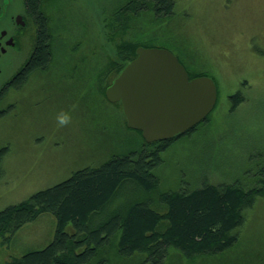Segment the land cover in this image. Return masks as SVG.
I'll list each match as a JSON object with an SVG mask.
<instances>
[{
  "label": "rangeland",
  "instance_id": "obj_1",
  "mask_svg": "<svg viewBox=\"0 0 264 264\" xmlns=\"http://www.w3.org/2000/svg\"><path fill=\"white\" fill-rule=\"evenodd\" d=\"M64 2L71 9L50 21L59 51L55 50L57 75L48 79L49 87L55 86L54 91L42 102L36 97L33 103L23 105V119L28 117L30 130L41 131L43 127L45 135L49 131L53 147L35 172L23 181L20 191L1 204L25 199L81 167L98 166L113 155L138 150L141 141L124 126L120 105L110 101L103 91L108 78L105 82L101 77L97 82L91 78L87 82L74 80L64 69L82 51L96 60L101 52L110 50L101 30L105 16L117 23L118 29L137 32L136 38L143 40L142 44L155 36L164 37L169 43L177 40L176 44L181 43V48L191 54L192 69L203 71L216 84V103L207 119L160 152L162 161L153 168L159 191L246 178L248 169L264 156V0H174V14L170 17H155L150 10L142 9L127 21L119 19L118 14L110 16V8L119 4L116 0H55L52 9L47 7L43 13L48 17L59 15L57 10H64ZM55 21L61 25L57 27ZM61 36L70 38L63 39L60 46ZM82 41L84 47L79 51ZM95 42L102 49L95 47ZM72 48L76 51L72 52ZM96 66L95 61L88 62L87 73ZM98 66L102 67L103 62ZM237 90L244 100L231 109L228 95ZM61 110L72 117L66 127H58L56 122ZM3 132L0 126V135ZM24 150L29 151L30 146ZM125 189L126 193H134L129 196H135V187L127 185ZM126 193L123 198H130ZM138 196L139 200L149 198L151 206L163 210L155 193ZM71 229L68 224L66 230ZM54 230L55 218L49 213L26 223L13 236L0 241V264L11 256L44 247L53 238ZM165 264H264V197L258 196L246 209L238 239L228 250L189 258L170 246Z\"/></svg>",
  "mask_w": 264,
  "mask_h": 264
},
{
  "label": "trees",
  "instance_id": "obj_2",
  "mask_svg": "<svg viewBox=\"0 0 264 264\" xmlns=\"http://www.w3.org/2000/svg\"><path fill=\"white\" fill-rule=\"evenodd\" d=\"M116 1L119 4L110 8L109 14H118L121 20H132L131 16L138 15L142 9L150 10L155 17L174 14V0ZM26 2L40 25L38 45L29 66H44L49 58L47 34L38 11L42 12L47 7L52 9L55 0ZM64 5L63 11L55 7L59 15L50 16V21L53 17L61 18L67 14L71 5L65 2ZM55 23L57 27L61 25ZM101 30L110 50L101 52L94 60L84 55L82 41L78 49L82 51L80 57L73 56L64 67L72 79L87 82L91 78L97 82L101 77L105 82L108 78L102 83L104 91L112 78L135 56V48L139 45L170 49L184 64L189 77L204 74L201 70L192 69L191 54L181 48V43L176 44L175 39L169 43L166 38L155 36L147 44H142L140 41L143 40L136 38L137 32L118 29L117 23L106 16ZM69 38L61 36L60 46L63 39ZM64 45L69 47L68 43ZM101 46L95 42V47ZM57 49L56 41V53ZM63 50L67 54L68 51ZM90 61H95L97 66L93 72L87 73ZM102 62L103 66L99 67ZM72 69L75 70L73 73L68 71ZM228 97L231 109L244 100L238 90ZM120 111L126 129L141 141L138 150L113 155L98 166L76 169L64 180L0 210L1 242L41 214L49 213L55 218L54 235L48 244L20 256H11L3 264H165L170 246L191 258L221 254L236 243L246 209L258 196L264 197V156L255 163V167L248 169L245 179L203 182L193 188L180 186L160 192L159 179L153 168L162 161L160 152L180 135L147 142L140 130L125 125L121 105ZM127 185L135 187L134 197L129 196L134 193H126ZM151 192L157 195L163 210L151 206L149 198L139 200V193L149 195ZM125 193L130 198H123ZM68 224L72 227L70 231L66 230Z\"/></svg>",
  "mask_w": 264,
  "mask_h": 264
},
{
  "label": "flooded vegetation",
  "instance_id": "obj_3",
  "mask_svg": "<svg viewBox=\"0 0 264 264\" xmlns=\"http://www.w3.org/2000/svg\"><path fill=\"white\" fill-rule=\"evenodd\" d=\"M38 13L44 20L49 58L44 66H29L39 40L38 20L26 0H0V126L4 130L0 135V210L14 204L1 203L20 191L53 147L49 131L45 135L42 127L33 132L28 117L23 119V105L36 97L39 102L50 97L55 86L49 87L48 79L57 75L50 17ZM26 146L29 151L24 150Z\"/></svg>",
  "mask_w": 264,
  "mask_h": 264
},
{
  "label": "water",
  "instance_id": "obj_4",
  "mask_svg": "<svg viewBox=\"0 0 264 264\" xmlns=\"http://www.w3.org/2000/svg\"><path fill=\"white\" fill-rule=\"evenodd\" d=\"M105 94L120 102L126 125L150 142L176 137L201 121L214 106L216 86L207 75L189 79L169 49L137 46Z\"/></svg>",
  "mask_w": 264,
  "mask_h": 264
},
{
  "label": "clouds",
  "instance_id": "obj_5",
  "mask_svg": "<svg viewBox=\"0 0 264 264\" xmlns=\"http://www.w3.org/2000/svg\"><path fill=\"white\" fill-rule=\"evenodd\" d=\"M56 122L58 127H66L72 122V117L69 112L61 110L56 115Z\"/></svg>",
  "mask_w": 264,
  "mask_h": 264
}]
</instances>
